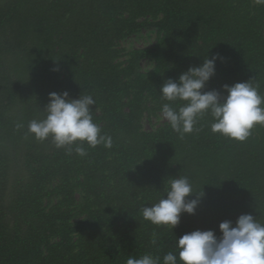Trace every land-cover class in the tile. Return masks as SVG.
Returning a JSON list of instances; mask_svg holds the SVG:
<instances>
[{"label": "trees", "instance_id": "trees-1", "mask_svg": "<svg viewBox=\"0 0 264 264\" xmlns=\"http://www.w3.org/2000/svg\"><path fill=\"white\" fill-rule=\"evenodd\" d=\"M145 26L159 35L121 68L114 42ZM16 53L26 55L19 74L8 58ZM216 53L222 59L205 91L226 95L222 85L254 78L264 96V5L0 0V264H126L145 254L162 262L166 253L178 254L185 233L212 229L219 237L220 222L234 225L245 213L264 223V126L242 142L213 133L210 115L183 137L168 122L141 129L148 102L158 109L169 103L160 94L165 80ZM141 58L154 62L146 73L136 70ZM64 91L94 98L92 119L112 138L110 148L84 144L80 156L75 146L69 152L28 132L31 120L46 115L48 94ZM20 145L26 153L15 161L9 155ZM179 175L203 193L195 214L181 213L174 229L143 219L142 208L166 198Z\"/></svg>", "mask_w": 264, "mask_h": 264}, {"label": "clouds", "instance_id": "clouds-1", "mask_svg": "<svg viewBox=\"0 0 264 264\" xmlns=\"http://www.w3.org/2000/svg\"><path fill=\"white\" fill-rule=\"evenodd\" d=\"M255 3L264 5V0H255ZM218 59H222L218 53L211 58L206 56L201 65L190 66L175 80H165L160 94L169 103L162 105V117L183 137L196 131L198 121L210 115L213 133L242 142L251 136L256 125L264 126V96L254 78L222 85L226 95L216 89L205 91L207 82L215 75ZM48 95L44 118L28 123V132L35 139L51 138L56 148H67L69 152L75 146L80 156L86 155L84 144L91 148L101 144L107 148L112 146V138L102 134L93 122L91 108L95 100L91 95L71 98L68 91ZM165 193L166 198L163 195L157 203L142 208V217L171 229L179 224L181 213L195 214L203 195L194 192L189 178L181 175L169 182ZM193 193L197 198L186 199ZM219 230V237L212 229L183 234L177 238L178 254L170 251L162 262L159 257L145 254L139 258L130 256L126 264H178V260L180 264H264V223L257 217L241 214L234 225L231 220L220 222ZM151 243L156 245L157 242L153 239Z\"/></svg>", "mask_w": 264, "mask_h": 264}, {"label": "rangeland", "instance_id": "rangeland-1", "mask_svg": "<svg viewBox=\"0 0 264 264\" xmlns=\"http://www.w3.org/2000/svg\"><path fill=\"white\" fill-rule=\"evenodd\" d=\"M160 18L161 15L159 14L156 17L149 16L146 18V20L148 22H152L155 20H159ZM158 35L159 29L154 26H145L116 40L112 46L114 53V61L117 62L121 68H124L128 64L135 51H139L151 46ZM8 58L10 60L9 64H11V69L13 70L16 68L18 74L22 72V69H24L25 71L27 70V65L25 62L26 55H24L23 53H16L14 56L9 54ZM153 64L154 62L152 59H137L136 70L146 73L152 68ZM26 77L28 78V75ZM128 79V76H124L123 78L124 81ZM17 116H19L18 112ZM166 122L167 121L162 117L161 109L156 108L152 102H148L147 109L146 111H144L143 115L140 118L141 129L143 131H152L162 127ZM30 140V138H27L26 141L29 142ZM23 147V145H20V147L15 148L14 151L10 152L9 157H13L15 161L23 160V154L24 152L26 153V151H22ZM76 196L77 198H79L81 197V194L77 192ZM54 201L55 199H52L50 202H48L47 205L52 204V202Z\"/></svg>", "mask_w": 264, "mask_h": 264}]
</instances>
